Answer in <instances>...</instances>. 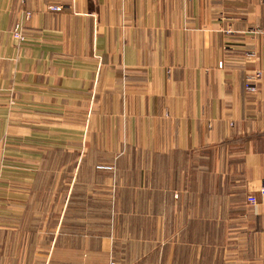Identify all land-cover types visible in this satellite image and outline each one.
Instances as JSON below:
<instances>
[{"label":"crops","instance_id":"1","mask_svg":"<svg viewBox=\"0 0 264 264\" xmlns=\"http://www.w3.org/2000/svg\"><path fill=\"white\" fill-rule=\"evenodd\" d=\"M263 184L264 0H0V264H264Z\"/></svg>","mask_w":264,"mask_h":264},{"label":"built area","instance_id":"2","mask_svg":"<svg viewBox=\"0 0 264 264\" xmlns=\"http://www.w3.org/2000/svg\"><path fill=\"white\" fill-rule=\"evenodd\" d=\"M50 9L52 10H60L59 6H51ZM22 28L20 26H16L13 30V37L15 39H18L19 41L22 40ZM261 77V73L260 72H255L253 75L249 76L248 81L246 83V90L248 92H253L255 91V82L257 80H259ZM259 193L262 197H264V184L261 185L260 189H259ZM247 203H249L250 205H256L259 203V201L257 200V198L253 195H250L247 197ZM109 264H115L114 262H110Z\"/></svg>","mask_w":264,"mask_h":264},{"label":"rangeland","instance_id":"3","mask_svg":"<svg viewBox=\"0 0 264 264\" xmlns=\"http://www.w3.org/2000/svg\"><path fill=\"white\" fill-rule=\"evenodd\" d=\"M111 261L115 263V261L113 260V258H111L110 261L108 262V264H109Z\"/></svg>","mask_w":264,"mask_h":264}]
</instances>
